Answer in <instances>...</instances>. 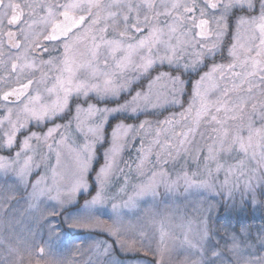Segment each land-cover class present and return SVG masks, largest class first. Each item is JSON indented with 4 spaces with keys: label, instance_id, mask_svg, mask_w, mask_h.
<instances>
[{
    "label": "snow or ice",
    "instance_id": "obj_1",
    "mask_svg": "<svg viewBox=\"0 0 264 264\" xmlns=\"http://www.w3.org/2000/svg\"><path fill=\"white\" fill-rule=\"evenodd\" d=\"M19 205L41 231L0 264H264V0H0V226Z\"/></svg>",
    "mask_w": 264,
    "mask_h": 264
},
{
    "label": "rangeland",
    "instance_id": "obj_2",
    "mask_svg": "<svg viewBox=\"0 0 264 264\" xmlns=\"http://www.w3.org/2000/svg\"><path fill=\"white\" fill-rule=\"evenodd\" d=\"M219 62V61H218ZM172 111H179V109H172ZM167 115V113H165ZM57 123H64L63 120H58ZM179 131V129H177ZM109 132L111 131L110 129L108 130ZM201 133L204 135V139L201 140L200 136H197V140L203 144L206 142H210L208 137L211 135V130L206 127H202L200 129ZM78 142H82L77 138ZM108 145L105 144L104 147H107ZM139 147V143L137 142L135 145L129 144L128 149L124 152L123 155V160L126 163H121L119 167L123 170V172H116L115 173V179L113 180V185H114V191L116 188L120 186L121 183H123V176L128 177L129 184H135L138 183L140 180V176L138 173L135 171V164L133 161L135 160L137 156V151L136 149ZM103 148H100L98 150L97 158L100 160V163H102V153H103ZM46 151V150H45ZM54 163V161H53ZM127 165V166H126ZM131 166V171L129 170V167ZM194 170V169H193ZM45 172L44 168L41 167L37 170V175L33 177V179L37 178L39 175H43ZM94 175V173H93ZM19 208V211L13 214L12 216H5L4 217V223L2 226H0V235L3 236L5 243H13L17 240H24L28 236V230L31 229L33 232L41 231L40 229H37L35 225L27 218V214L23 213V206L19 205L17 206ZM245 216L247 214H244ZM214 219L216 216L219 217L217 226L219 225H227L229 221H231V224L233 227L236 226V219L233 216H230L227 211L224 209H221L218 213L213 214ZM243 218V217H242ZM104 219H107V217H104ZM133 219V223L137 224L139 227H142L144 230L148 231L149 233L155 231V229L158 227V225H153L149 221L145 219H140L136 220L135 218ZM110 222V221H109ZM250 223H253L254 225H259L261 223L259 219V215L257 214V218L254 221H249ZM182 221L180 219V213H177L171 222L166 225L167 230L172 233L176 237H181L182 235V227H181ZM73 232V239L76 244H82L84 241L89 240L90 236H94L98 239L102 240H108L109 243H111V239L102 233L99 232H89L87 230H72ZM223 234V232L221 233ZM78 236L79 239H76L75 237ZM43 238L47 239V233L46 231L43 232ZM137 247H140L139 244H137ZM169 248L172 249L171 254L166 257V260L168 261V264H176V261L178 259L177 253L180 251V246L179 242H170L169 243ZM23 251V249H22ZM146 253V255H145ZM77 257L80 256L79 252L75 253ZM25 255H27L25 253ZM66 255H71V253H66ZM85 259L87 256L84 257ZM153 259V255L151 251L145 250V252H141L138 255H129V256H120V259H127L129 261H135L139 259ZM24 264H29L28 260L25 259ZM32 264H36L35 259L32 260ZM40 264H44L43 261H40Z\"/></svg>",
    "mask_w": 264,
    "mask_h": 264
}]
</instances>
